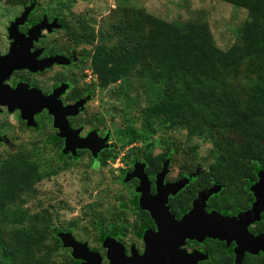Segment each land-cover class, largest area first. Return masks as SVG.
<instances>
[{
	"label": "rangeland",
	"instance_id": "1",
	"mask_svg": "<svg viewBox=\"0 0 264 264\" xmlns=\"http://www.w3.org/2000/svg\"><path fill=\"white\" fill-rule=\"evenodd\" d=\"M133 10L168 22L203 20L214 44L221 49L237 41L246 16L243 8L220 0H0V54H5L12 43L7 31L10 23L23 11L26 17L17 26L18 32L43 20L54 24L50 29L42 28L33 44L39 53L56 56L58 61L41 73L21 75L36 84L63 83L66 90L59 98L62 105L83 100L66 120L78 137L89 139L87 146L64 150V138L57 134L52 116L44 108L33 114L34 125H27L16 110L7 116L0 133V163L23 158L27 164H35V175L26 190L18 191L11 202L0 206V242L11 249L15 230L40 228L41 223L34 218H49L45 239L32 247L28 257L15 258L16 264H81V259L71 255L72 248L62 243L64 234L99 252L101 264H107L100 236L111 228L118 229L116 239L127 254L130 246L138 252L143 250L138 231L154 229L155 225L132 204L139 196L138 178L128 177L134 167H140L153 192L155 177L162 170L163 178L174 179L170 183L183 180L181 189L214 162V139H238L236 134L221 129L206 126L199 131L192 123L181 125L162 115L146 119L148 110L154 107L155 84L135 76L133 70L116 82L98 85L89 66L90 50L114 22L123 21L124 14L130 15ZM145 27L150 29L148 23ZM69 32L80 36L76 43ZM89 36L93 37L91 41ZM263 78L261 57L245 56L237 61L234 73L222 74L211 84L212 92L216 98H221V91L226 92L245 106L252 96L251 87ZM192 167L198 171L190 174L187 170ZM256 169L258 177L264 167L256 164ZM255 183L244 181V190L252 194ZM184 196L182 191L180 200ZM249 196L233 184L219 185L206 202L222 203L221 210H232L248 203ZM18 214L21 220L11 223ZM257 224L264 227V213ZM56 241L55 251L49 250ZM8 262L0 252V264Z\"/></svg>",
	"mask_w": 264,
	"mask_h": 264
},
{
	"label": "trees",
	"instance_id": "2",
	"mask_svg": "<svg viewBox=\"0 0 264 264\" xmlns=\"http://www.w3.org/2000/svg\"><path fill=\"white\" fill-rule=\"evenodd\" d=\"M220 1L241 7L246 12L237 41L225 49L214 44L203 20L168 22L133 10L130 15L124 14L123 21L114 22L111 30L98 38V44L89 54V66L100 87L120 80L132 70L135 76L151 82L152 86L155 84L154 107L148 110L146 119L162 115L181 125L192 123L199 131L208 126L210 130L221 129L238 136L236 141L213 140L216 158L188 184L186 193L191 198L213 183L221 187L233 184L245 194L241 175L252 176V167L256 164L264 166V78L251 87L252 96L245 106H240L223 91L221 98L214 97L211 85L222 74L234 73L237 61L242 57H261L264 62V0ZM147 23L149 30L145 27ZM68 35L75 38V43L80 37L73 32ZM89 39L91 41L93 37L89 36ZM176 85L181 88H175ZM122 95L125 96L123 92ZM34 175L35 164H27L23 158L16 162H1L0 206L11 202L18 191L26 190ZM132 204L138 209L136 198ZM181 204L187 206L188 202L183 200ZM222 205L213 201L212 204L206 202L205 206L207 210L213 207L221 210ZM170 210L175 213L173 203ZM141 214L148 217L144 211ZM20 220L18 214L10 221ZM34 221L41 223V227H25L13 232L11 249L0 242V252L9 261L7 264H16L15 258L28 257L32 247L45 239L49 218H34ZM118 233V229L111 228L106 235L117 237ZM138 235H142V229ZM57 245L56 241L49 250L55 251Z\"/></svg>",
	"mask_w": 264,
	"mask_h": 264
},
{
	"label": "water",
	"instance_id": "3",
	"mask_svg": "<svg viewBox=\"0 0 264 264\" xmlns=\"http://www.w3.org/2000/svg\"><path fill=\"white\" fill-rule=\"evenodd\" d=\"M26 11L15 18L8 27V36L12 43L3 55H0V104L6 105L11 111L17 108L20 117L27 125H34L33 114L45 108L52 116V124L57 128V134L64 138V150L74 147L87 146L88 138H80L76 130L69 127L66 116L73 115L81 106L83 100L73 104L62 105L57 98L62 86L45 96L36 88H26L24 83H17L14 88L2 84L10 72L15 69L26 68L30 71L41 70L58 61L56 56H48L37 60L38 50L30 52L32 42L36 40L42 28L50 29L53 23L45 20L30 26L26 33H20L17 26L23 22ZM163 170L155 177V193L148 191V181L140 167L135 166L131 176L138 178L136 191L139 192L138 206L148 212L155 224V230L145 229L141 235L143 250L138 251L130 246L126 254L124 246L113 237L104 236L101 245L105 248L107 264H195L204 258L198 251L186 253L179 249L184 239L202 240L205 237L219 240L235 239V259L239 264L242 251L256 253L264 249V232L251 235L247 226L258 219V214L264 211V170L258 174V181L251 187L255 200L250 208L239 212L236 216H223L214 210L205 211L207 198L217 191L219 185L212 184L208 188L197 192L191 201L190 208L179 218L168 210L167 195L174 194L183 184V180L173 183H163ZM62 243L72 248L71 255L82 260L81 264H100L101 258L97 251L89 250L84 243L80 244L71 239L69 234L62 236Z\"/></svg>",
	"mask_w": 264,
	"mask_h": 264
},
{
	"label": "flooded vegetation",
	"instance_id": "4",
	"mask_svg": "<svg viewBox=\"0 0 264 264\" xmlns=\"http://www.w3.org/2000/svg\"><path fill=\"white\" fill-rule=\"evenodd\" d=\"M26 31H27V28H25V30H23L22 32L26 33ZM33 42H32V45L29 49L30 52H33L36 50L35 44H33ZM0 55H3V54H0ZM52 55H55V54H52ZM48 56H49L48 54H43L41 52L36 56V59L41 60V59L48 57ZM44 70L45 69L30 71L26 68L15 69V70H12L10 72V74L8 75V77L2 81V84L7 85L9 88H14L17 83H24L26 85V88H30V87L36 88L40 91V93L42 95H45V96L51 94L55 89L62 86L63 87L62 91L57 96V98L59 99L63 95V93L65 92L64 90H66L65 85L63 83H61L60 81L56 85H54V84L48 85V84H43V83L36 84V83L30 82V81H27L26 79H24V76L21 75L23 73L35 75L36 73H41ZM60 84H63V85H60ZM68 93H70V90ZM70 97H71V95H70ZM60 99H59V101H60ZM63 104L66 105L65 103H63ZM15 110L17 111V115L19 116L20 111L17 108H14L13 110L9 111L6 105L0 104V133L2 132V130L5 126V120L7 119V116L11 115ZM67 117H71V116L68 115ZM254 168H255V166L252 167V172H253V175L251 174L252 176L247 175V174L241 175V178L243 179V183H244V181H248L249 183H255L256 182V180L258 179L257 169L255 171ZM193 171H198V168L192 167L189 170H187V172H189L190 174H192ZM179 173L181 174L182 171L180 170ZM180 176L178 175L177 179ZM133 179H135V178H133ZM172 181H174V179H167V177L163 178V183H170ZM190 183L191 182H187L183 188L179 189L174 194H168L167 195V203L166 204L168 205V210L171 212L170 208H171V204L173 203L175 213L174 212H171V213L174 214V216L176 213H181L183 211L179 216H177V217L175 216L176 218H179L181 215H183L190 208L191 201L194 199V197L197 194V192H196L195 195L193 196V198H191L190 195L188 193H186L187 186ZM243 190H244V188H243ZM148 191L152 195L155 193V191L153 192V190L151 188H149ZM182 191L184 192L185 196L182 198V200H180L179 197H180V194L182 193ZM245 192L249 193L250 199H249L248 203H246L245 205H243L239 208H238V206H236L235 209L230 210L228 208L229 210H227V208L225 207L224 210L216 211L214 209L207 210L206 206H205V211L214 210L218 213L220 212V215H223V216H236L239 212L250 208L252 202L255 200L253 193L251 194L248 190H245ZM136 199H138V196L136 197ZM183 200L188 202L187 206L184 204H181V202ZM205 205H206V203H205ZM138 209H140L139 206H138ZM142 211L146 212V215L149 216L147 211L141 209L140 212H142ZM262 213H264V211L259 212L258 219L254 220L252 223H249L247 226L248 232L253 236L264 232V227L257 224L260 216H262ZM150 230H155V227H154V229H150ZM104 236H109V235L105 234ZM109 237H112V236H109ZM113 238L116 239V237H113ZM235 246H236L235 239H230L229 241H226L225 239L219 240L217 238L205 237L200 241H197L195 239H187L186 238V239H184L183 244L181 245V248H183L186 253H191L192 251H198L203 256L205 255L204 258L197 259L195 261V264H236L235 251H234ZM124 251H125V248H124ZM140 252H142V250L139 251L138 253H140ZM98 254L100 255V258L102 260V255L99 252H98ZM104 254H105V251H104ZM210 256L212 257V259L214 258V260L211 259V261H209ZM100 264H101V261H100ZM239 264H264V249H258L256 251V253H250L248 251H242L240 259H239Z\"/></svg>",
	"mask_w": 264,
	"mask_h": 264
}]
</instances>
